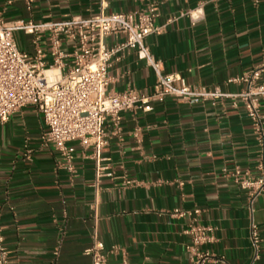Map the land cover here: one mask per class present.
I'll return each mask as SVG.
<instances>
[{"label":"crops","instance_id":"obj_1","mask_svg":"<svg viewBox=\"0 0 264 264\" xmlns=\"http://www.w3.org/2000/svg\"><path fill=\"white\" fill-rule=\"evenodd\" d=\"M0 0V17L56 21L100 11L133 12L153 3L163 31L146 38L163 72L190 84L238 92L228 82L264 58V0ZM31 52V35L17 33ZM123 38L110 35L106 44ZM109 89H149L152 67L127 50L108 69ZM226 98L187 102L167 97L152 110L121 113L116 130L106 122L108 143L100 156L113 172L95 186L92 150L70 142L72 170L58 151L44 144L46 127L33 105L0 123V229L11 264H91L84 250L96 227L104 247L117 248L109 264H264V194L251 203L231 173L256 172L262 150L241 103ZM264 116V106L261 109ZM138 129V137L133 132ZM132 180L122 185V176ZM186 212L177 214L174 210ZM195 210H198L196 212ZM211 228L209 243L188 248L189 225Z\"/></svg>","mask_w":264,"mask_h":264},{"label":"built area","instance_id":"obj_2","mask_svg":"<svg viewBox=\"0 0 264 264\" xmlns=\"http://www.w3.org/2000/svg\"><path fill=\"white\" fill-rule=\"evenodd\" d=\"M31 0L26 1L29 9ZM158 12L153 3L133 12L100 11L87 18L71 16L56 21L34 22L30 19H4L0 17V123L27 105H33L41 114L45 131L41 136L44 144L52 145L72 170L70 142L92 150L95 160V186L104 176L113 172L104 163L108 158L100 156V150L108 143L106 122L117 130L121 113L125 111L147 112L152 104L167 97L189 104L210 101L232 100L231 106L241 103L262 150L256 164V172L236 167L231 176L237 186L246 192L251 205L264 194V58L262 62L239 77L228 82H244L246 87L238 92H227L218 86L208 88L202 84H190L176 72H163L161 61L154 58L146 38L158 34L169 23L157 24ZM31 35L33 50L19 47L16 34ZM110 35L123 38L106 44ZM127 50H133L138 59L153 68L155 81L149 89L133 87L122 91L110 90L111 77L108 69L113 60H119ZM138 137V129L134 132ZM132 180L122 176V185ZM198 212V210H195ZM183 215L186 212L174 210ZM190 235L194 248L212 241L211 228L189 225L185 230ZM91 245L84 253L91 257V264H109L108 257L117 248L106 249L97 237L96 227ZM251 239L255 247L253 261L257 258L258 232L251 225ZM209 259L206 251H195L192 264H204ZM0 264H11L9 251L0 229ZM121 264H128L125 259Z\"/></svg>","mask_w":264,"mask_h":264}]
</instances>
